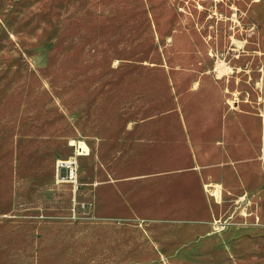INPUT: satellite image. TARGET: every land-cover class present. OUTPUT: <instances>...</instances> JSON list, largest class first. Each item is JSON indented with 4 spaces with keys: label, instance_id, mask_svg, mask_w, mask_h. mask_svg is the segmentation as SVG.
I'll use <instances>...</instances> for the list:
<instances>
[{
    "label": "rangeland",
    "instance_id": "374dc122",
    "mask_svg": "<svg viewBox=\"0 0 264 264\" xmlns=\"http://www.w3.org/2000/svg\"><path fill=\"white\" fill-rule=\"evenodd\" d=\"M202 64L263 111L264 0H0V264H264V181L201 215L106 216L80 195L87 157L77 191L55 179L69 141L119 142Z\"/></svg>",
    "mask_w": 264,
    "mask_h": 264
},
{
    "label": "crops",
    "instance_id": "0c3cea01",
    "mask_svg": "<svg viewBox=\"0 0 264 264\" xmlns=\"http://www.w3.org/2000/svg\"><path fill=\"white\" fill-rule=\"evenodd\" d=\"M197 67L202 75L182 99L174 89L173 109L132 122L119 142L103 140L95 154L80 140L88 158L80 195L90 212L201 215L208 201L240 180L264 181V119L234 103L231 73L217 74L208 64ZM252 135L258 140L251 145Z\"/></svg>",
    "mask_w": 264,
    "mask_h": 264
},
{
    "label": "built area",
    "instance_id": "2783aa9c",
    "mask_svg": "<svg viewBox=\"0 0 264 264\" xmlns=\"http://www.w3.org/2000/svg\"><path fill=\"white\" fill-rule=\"evenodd\" d=\"M234 103L237 102L234 97ZM261 103L264 104V97ZM260 116L264 118V105L263 111L260 112ZM80 140L69 141V145L73 147V154L67 158L57 159L55 161V179L57 183L70 184L77 188V169H78V157L82 156L86 150L80 144Z\"/></svg>",
    "mask_w": 264,
    "mask_h": 264
}]
</instances>
